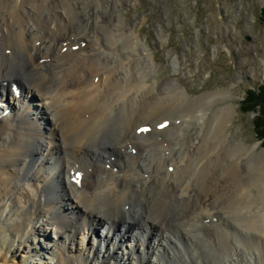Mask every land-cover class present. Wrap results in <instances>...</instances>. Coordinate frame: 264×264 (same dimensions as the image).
<instances>
[{"label":"bare ground","instance_id":"bare-ground-1","mask_svg":"<svg viewBox=\"0 0 264 264\" xmlns=\"http://www.w3.org/2000/svg\"><path fill=\"white\" fill-rule=\"evenodd\" d=\"M114 8L109 18L89 0H0L4 264L233 261L244 227L264 236V149L228 144L230 92L150 84L152 53ZM248 201L259 213L233 219Z\"/></svg>","mask_w":264,"mask_h":264},{"label":"rangeland","instance_id":"rangeland-1","mask_svg":"<svg viewBox=\"0 0 264 264\" xmlns=\"http://www.w3.org/2000/svg\"><path fill=\"white\" fill-rule=\"evenodd\" d=\"M89 2L100 12L104 11L109 18L118 14L115 4L124 22L146 41L148 50L152 53V63L157 67V71L149 76L150 84H157L171 77L194 97L218 90L230 92L233 96L230 102L236 111L226 132L230 137L228 144L236 139L247 149L254 146L259 150L264 149L254 128L255 114L241 110L246 92L264 82V0ZM161 36L163 40L159 38ZM6 54L9 55L7 51ZM122 55L128 57L126 52H122ZM173 62H178L179 65ZM34 105L38 106V103L34 102ZM188 130L189 140L199 137L202 128L198 125ZM245 173L250 179L249 171L245 170ZM245 194L246 191L239 198H244ZM261 207L264 211V201ZM259 211L258 206L248 201L242 212L234 209L230 215L234 213L235 217L232 218L237 219L238 216L246 214L251 220V215L255 217ZM244 228L242 241L247 246L245 253L234 248L233 261L226 259L224 263L218 260L217 264H235L244 257L250 260V264H264V236L253 229ZM98 231L103 233L104 229L99 226ZM76 237L77 243L82 240L86 242L87 233L78 234ZM53 239L55 235L50 230L49 240ZM20 260V256H17L16 261ZM4 261L6 260L0 255V264H4ZM207 261L208 258L204 263ZM242 264H248L246 258Z\"/></svg>","mask_w":264,"mask_h":264},{"label":"trees","instance_id":"trees-1","mask_svg":"<svg viewBox=\"0 0 264 264\" xmlns=\"http://www.w3.org/2000/svg\"><path fill=\"white\" fill-rule=\"evenodd\" d=\"M262 18H264V8L262 9ZM241 110L244 113L253 112L255 114L254 128L264 147V82L259 87L246 92Z\"/></svg>","mask_w":264,"mask_h":264}]
</instances>
